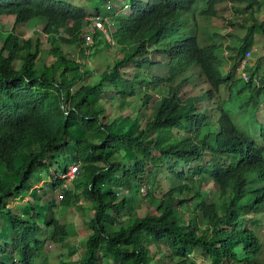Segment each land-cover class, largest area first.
I'll return each instance as SVG.
<instances>
[{
  "label": "trees",
  "instance_id": "1",
  "mask_svg": "<svg viewBox=\"0 0 264 264\" xmlns=\"http://www.w3.org/2000/svg\"><path fill=\"white\" fill-rule=\"evenodd\" d=\"M229 1L235 0H129L126 8L111 16L113 27L105 22L119 56L113 64L102 66L95 83L74 89L89 74L86 36L93 39L89 46L101 42L113 46L101 30H87V12L67 0H0V14L14 17L12 29L0 32V166L18 175L11 186L0 181V216L16 232L9 245L15 256L9 254L6 244H0V264H49L45 255L40 256L44 241L38 238L41 228L36 220L41 219L42 212L32 207L28 217L17 216L6 208L4 199L31 193L33 201L37 200L31 188L34 166L50 171L51 162H60L55 153L66 146L67 133L76 123L85 132L102 135L98 143L87 139L79 142L81 167L72 188L63 187V180L54 181L53 189L63 191L61 214L71 204L79 205L81 199L94 207L89 220L91 234L79 264H97L98 257L110 255L132 264H153L144 261L150 245L162 246L166 251L162 257L174 264H192L194 249L204 251L210 264H264L253 261L260 245L256 235L243 225L248 212L264 208V133L263 143H257L237 129L220 100H213L221 86L229 92L235 90L237 80L233 73L221 72L225 60L218 58L220 45L209 39V34L202 40L211 45L202 47L195 32L184 29L188 16H193L195 24L199 23L198 16L203 20L217 17ZM245 1L253 4L260 0ZM39 18L45 21L44 32L50 39L54 29L67 34H59L58 39L61 45L77 49L81 63L66 58L61 45H55L51 49L55 61L50 66L37 65L41 40L25 38L15 29ZM256 27L264 33V21L254 20L250 29ZM151 51L168 58L167 74L148 76L141 72L159 63L151 59ZM190 66L199 69L206 90H201L202 86L195 92L182 90L189 78L183 72ZM78 69L73 77L67 76ZM250 77L258 78L251 87L253 99L260 93L259 82L264 84V69L256 67ZM104 81L123 96L140 92L143 105L154 95L149 88L159 96L152 119L145 122L142 132H135L136 120H128L121 132L118 120L97 106L93 91ZM200 97L209 99L214 119L195 107ZM120 150L134 153L131 164L114 160ZM154 151L158 154L153 155ZM205 151L211 152L205 164L208 169L196 164L192 167L195 176L181 182L183 169L176 172V166L190 164ZM165 160L179 185L159 192L160 197L149 190L145 199L155 213L134 216L139 190L149 184L153 167ZM60 168L62 173L67 170L61 163ZM250 178L259 184L250 185ZM209 182L217 188L220 207L209 200L207 192L200 193L201 185ZM184 192L190 193L189 198L178 202L190 210L187 222L182 213L174 214L171 209L177 201L175 195ZM198 222L206 227L198 226ZM45 227L47 237L69 236L67 227L56 219H50Z\"/></svg>",
  "mask_w": 264,
  "mask_h": 264
},
{
  "label": "rangeland",
  "instance_id": "2",
  "mask_svg": "<svg viewBox=\"0 0 264 264\" xmlns=\"http://www.w3.org/2000/svg\"><path fill=\"white\" fill-rule=\"evenodd\" d=\"M119 3L126 4L129 0H118ZM264 1V0H262ZM68 3L76 5L87 12L88 19L112 16L113 5L118 6V3H114L112 0H67ZM199 4H195L198 6ZM194 6V7H195ZM108 7L110 13L105 12V8ZM121 7V5H120ZM198 9V7H195ZM264 6L260 12L250 13V4H247L245 0L229 1L228 6H224L219 10V15L211 19H204L198 16L199 23H194L193 16H188L189 22L185 24L184 29L186 31H194L195 36L198 37V41L202 47L211 45L208 42L202 40L203 35L209 34V39L219 44L217 56L221 60H225L224 65L221 66L222 73H233V78L237 80V88L232 92L225 86H221L219 93L215 94L213 100L221 102L224 110L230 114V118L237 129L246 133L253 138L257 143L262 144V134L264 133V84L259 82L260 93L255 95L253 99L250 98L252 88L258 83L256 78L250 77L256 67L261 70L264 69V33L257 29H250V25H253L254 20L264 21ZM13 15L0 14V32H6L12 29ZM31 20L29 23L23 26H16L15 31L22 34L25 38H39L41 40V52L37 61L38 66L44 64L50 66L55 58L52 55L51 49L55 45L60 46L61 42L58 39L59 34L62 33L60 29H54L52 38L44 32L45 21L42 18ZM91 25V22H90ZM113 27V25H112ZM211 27V29H210ZM115 29V26H114ZM210 29V30H209ZM206 30V32H204ZM114 31V30H113ZM106 38V37H105ZM107 39V38H106ZM1 41V40H0ZM112 47H106L103 42L99 45H86L84 47L85 63L89 74L84 75L72 88L78 89L86 84L95 83L99 79V75L102 71V66L105 64H113L115 58L119 56V52L114 47V42L110 41ZM249 45L248 49L247 46ZM87 46H89L87 48ZM255 46L256 48H252ZM64 56L71 61L81 63L83 60L78 54L76 48L70 45L60 46ZM150 48V45H149ZM244 49V50H242ZM241 59L245 58V69L249 82L243 80L241 75L242 71L238 73V70L242 67H236L238 62L240 64V58H237V54ZM249 52L250 56L246 58V53ZM241 54V55H240ZM150 57L154 61L159 63L149 65L142 69V73L148 76L165 75L169 71V66L166 64L168 61L166 56L159 55L155 51L150 52ZM18 65L19 62H15ZM238 64V65H239ZM78 70L67 73L68 77H73L78 73ZM140 72V71H139ZM184 74L189 75L188 84H184L185 93L187 91H198L205 88L207 83L204 81V77L200 76L199 69L194 66H190L186 69ZM247 83L249 86H247ZM189 86L192 89L189 90ZM145 87V85H144ZM252 87V88H251ZM240 89V90H239ZM239 90V91H238ZM149 93L154 94L152 98L146 103L142 104V94L138 92L137 96L127 97L120 94L117 89L110 83L104 81L100 87L93 91L94 101L99 108H105L106 114L111 118L117 119L120 126V131L123 132L124 126H126L128 120H136V133L143 131L145 122L152 119V114L157 106L159 96L153 92L152 87L148 90ZM241 92V93H240ZM200 95V93H198ZM195 107L200 109L204 115L212 116L214 119L215 114L211 113L213 109L208 98H199L196 100ZM152 134V133H151ZM150 134V135H151ZM83 139L90 140L91 142L98 143L102 140V135L94 132H85L84 129L78 124H74L71 130L67 133L66 146L56 152L55 155L60 160L51 162L50 171L47 168L40 166H34L31 179L33 184L31 188L36 191L37 200L34 202V196L31 193H25L21 195L13 194L12 198H5L4 203L6 208L17 216L28 217L30 215L32 207L42 212L41 219H37L36 223L41 231L38 234V238L44 241L43 251L40 256H46L49 264H79V260L85 251V241L91 234L89 230V220L94 214V207L91 202L81 199L79 205L71 204L69 209L64 214L60 213V199L63 191L60 188L53 189L54 181L56 179L63 180V187L72 188L73 180L78 177V173L71 180L67 176V170L69 167L78 166L81 167V163L78 159V144ZM149 140V139H148ZM25 151H22L24 154ZM158 152L154 151L153 155H157ZM134 153L128 155L124 150L117 152L115 161L131 164L133 161ZM211 152L205 151L204 155L196 159L195 161L182 166L178 164L176 166V172L183 169V177L181 182H185L188 177L195 176L193 174L192 167L196 164L204 166L205 170L208 168L205 166L210 159ZM60 163L66 166L67 170L62 173ZM173 170L171 169L167 160L156 165L152 169V174L149 176V184L143 185L139 190L140 198L134 202V216L143 217L147 214L155 213V210L149 202L145 199L147 193L150 190L154 192L157 197H160L159 192H166L169 189L179 185L180 181L174 177ZM252 174L250 173V177ZM0 181L5 186H11L12 183L18 181V175L12 172H6L4 166H0ZM259 184V182H253L250 178V185ZM144 188V189H143ZM207 192L209 200L214 201L220 207L218 202V191L215 185L211 182L203 183L200 188V193ZM190 193L184 192L182 195L176 194L177 201L172 205V213H182V219L187 222L190 218V210L184 209L183 205L178 202L179 199L189 198ZM78 204V202H77ZM188 207L189 201L186 202ZM50 219H56L60 224L67 227L69 236H48L46 223ZM124 217L123 220H126ZM243 225L248 227L256 235V240L260 245V249L257 256L253 261L264 262V208L253 210L246 214ZM198 226L205 228L206 225L198 222ZM16 235L15 231L9 228L8 223L4 218L0 216V244L7 246V251L13 257L15 253L9 246L10 240ZM149 256L144 260L145 262H153V264H174L169 259L163 258L162 253H166L162 246L150 245L148 247ZM7 252V253H8ZM192 264H210L208 256L204 251L200 249H194L190 256ZM40 259L37 260V262ZM97 264H132L125 259L110 255L108 257L100 256L97 258Z\"/></svg>",
  "mask_w": 264,
  "mask_h": 264
},
{
  "label": "clouds",
  "instance_id": "3",
  "mask_svg": "<svg viewBox=\"0 0 264 264\" xmlns=\"http://www.w3.org/2000/svg\"><path fill=\"white\" fill-rule=\"evenodd\" d=\"M114 3H118L119 5L118 6H116L115 7V5H113V9H112V16L115 14V13H118V12H120L122 9H124V8H126L127 6H128V2L126 3V4H124L123 2L122 3H119V1L118 2H114ZM120 5H121V7H120ZM105 12H107V13H110V11H108V7L107 8H105ZM96 18V17H95ZM95 18H92L91 20H89L88 19V17H87V19L91 22V25L89 24L88 26H87V30L88 29H91V30H93V31H95V29H97V27H92V23H93V21H94V19ZM102 21H103V23H104V25H105V32L103 31V30H101L103 33H104V35H105V37L107 38V40L108 41H113L112 40V38H111V36H110V33H108V31H107V27H106V24H105V22H107V24L108 25H110L111 27H112V25H113V23H112V21L110 20L111 19V16L110 17H99ZM244 59V57L241 59V60H243ZM241 65V62H240V64L237 66V68L239 67ZM244 69H245V66H244ZM243 69V70H244ZM242 70V71H243ZM240 71H238V73H239ZM244 72V71H243ZM245 74H246V72H245ZM241 75H242V73H241ZM242 77H243V75H242ZM244 79V78H243ZM244 80H247V79H244ZM70 168V167H69ZM68 168V169H69ZM68 171V170H67ZM79 172V169H78V171L76 172V174ZM75 174V175H76ZM74 178V177H73ZM72 178V179H73ZM71 179V180H72ZM61 199H62V196H61ZM60 199V200H61ZM69 209V208H68ZM61 225H63V224H61ZM12 231H14V230H12Z\"/></svg>",
  "mask_w": 264,
  "mask_h": 264
},
{
  "label": "built area",
  "instance_id": "4",
  "mask_svg": "<svg viewBox=\"0 0 264 264\" xmlns=\"http://www.w3.org/2000/svg\"><path fill=\"white\" fill-rule=\"evenodd\" d=\"M92 27H97V29L103 30L104 32L106 31L105 30V25H104L103 21L100 18H98V19L95 18L94 19V21L92 23ZM88 31L93 32V30H91V29H88ZM92 41H93L92 37L90 35H87L86 36V44L89 45V44L92 43ZM249 56H250V53L247 52L246 53V58L249 57ZM241 65H242V67L238 71H242L244 69V66H245V58L243 60H241ZM242 75H243V78L244 79H247V75L245 74V72L242 71ZM77 171H78V166H72V167H70L68 169L67 176L70 179H72L75 176V174H76Z\"/></svg>",
  "mask_w": 264,
  "mask_h": 264
},
{
  "label": "crops",
  "instance_id": "5",
  "mask_svg": "<svg viewBox=\"0 0 264 264\" xmlns=\"http://www.w3.org/2000/svg\"><path fill=\"white\" fill-rule=\"evenodd\" d=\"M264 6V1L260 0L258 3H253L250 4V13L251 12H260V10L262 11V7ZM264 9V8H263ZM252 48H256L255 46H252Z\"/></svg>",
  "mask_w": 264,
  "mask_h": 264
}]
</instances>
